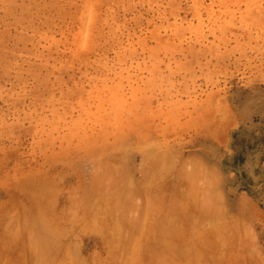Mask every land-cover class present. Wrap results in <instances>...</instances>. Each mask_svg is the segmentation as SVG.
I'll return each instance as SVG.
<instances>
[{
    "label": "rangeland",
    "instance_id": "obj_1",
    "mask_svg": "<svg viewBox=\"0 0 264 264\" xmlns=\"http://www.w3.org/2000/svg\"><path fill=\"white\" fill-rule=\"evenodd\" d=\"M49 208L90 264H264V0H0V210Z\"/></svg>",
    "mask_w": 264,
    "mask_h": 264
},
{
    "label": "crops",
    "instance_id": "obj_2",
    "mask_svg": "<svg viewBox=\"0 0 264 264\" xmlns=\"http://www.w3.org/2000/svg\"><path fill=\"white\" fill-rule=\"evenodd\" d=\"M0 211V264H90L86 244L98 236L93 218L49 208L37 223Z\"/></svg>",
    "mask_w": 264,
    "mask_h": 264
}]
</instances>
